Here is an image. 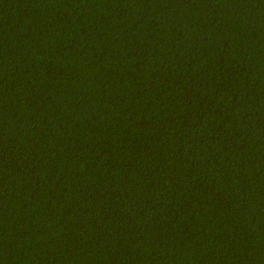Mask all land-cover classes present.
Masks as SVG:
<instances>
[{
    "label": "trees",
    "instance_id": "1",
    "mask_svg": "<svg viewBox=\"0 0 264 264\" xmlns=\"http://www.w3.org/2000/svg\"><path fill=\"white\" fill-rule=\"evenodd\" d=\"M0 264H264V0H0Z\"/></svg>",
    "mask_w": 264,
    "mask_h": 264
}]
</instances>
